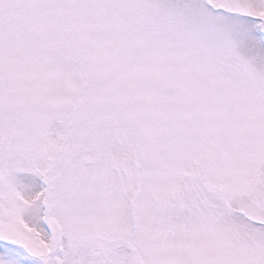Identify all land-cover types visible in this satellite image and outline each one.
Masks as SVG:
<instances>
[{"label": "snow or ice", "instance_id": "snow-or-ice-1", "mask_svg": "<svg viewBox=\"0 0 264 264\" xmlns=\"http://www.w3.org/2000/svg\"><path fill=\"white\" fill-rule=\"evenodd\" d=\"M0 264H264V0H0Z\"/></svg>", "mask_w": 264, "mask_h": 264}]
</instances>
